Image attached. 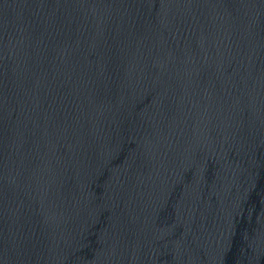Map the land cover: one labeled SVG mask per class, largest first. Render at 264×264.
<instances>
[{
  "label": "water",
  "instance_id": "obj_1",
  "mask_svg": "<svg viewBox=\"0 0 264 264\" xmlns=\"http://www.w3.org/2000/svg\"><path fill=\"white\" fill-rule=\"evenodd\" d=\"M0 264H264V0H0Z\"/></svg>",
  "mask_w": 264,
  "mask_h": 264
}]
</instances>
